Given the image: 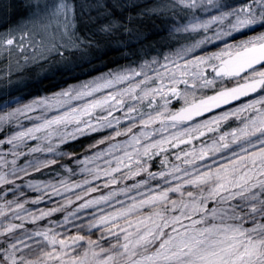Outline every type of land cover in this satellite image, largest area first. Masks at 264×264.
Listing matches in <instances>:
<instances>
[{
    "label": "snow or ice",
    "instance_id": "snow-or-ice-1",
    "mask_svg": "<svg viewBox=\"0 0 264 264\" xmlns=\"http://www.w3.org/2000/svg\"><path fill=\"white\" fill-rule=\"evenodd\" d=\"M0 264H264V0H0Z\"/></svg>",
    "mask_w": 264,
    "mask_h": 264
}]
</instances>
